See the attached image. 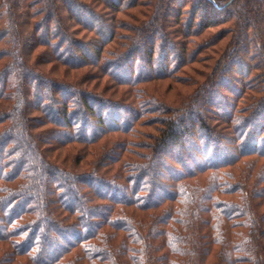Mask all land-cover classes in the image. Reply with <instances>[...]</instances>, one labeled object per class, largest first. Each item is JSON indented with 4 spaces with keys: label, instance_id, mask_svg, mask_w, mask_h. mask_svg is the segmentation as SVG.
<instances>
[{
    "label": "trees",
    "instance_id": "16d2710c",
    "mask_svg": "<svg viewBox=\"0 0 264 264\" xmlns=\"http://www.w3.org/2000/svg\"><path fill=\"white\" fill-rule=\"evenodd\" d=\"M0 264H264V0H0Z\"/></svg>",
    "mask_w": 264,
    "mask_h": 264
},
{
    "label": "rangeland",
    "instance_id": "374dc122",
    "mask_svg": "<svg viewBox=\"0 0 264 264\" xmlns=\"http://www.w3.org/2000/svg\"><path fill=\"white\" fill-rule=\"evenodd\" d=\"M163 88H165V86H164V84H161L160 89H163ZM177 88H178V85H174L173 89L170 91V94L167 96V98L171 97V95L173 94L172 93L173 90L175 91ZM185 91H187V90H185ZM145 130H146V128L143 129V131H145ZM135 140H140L141 141V140H143V136H139L137 139H133V141H135Z\"/></svg>",
    "mask_w": 264,
    "mask_h": 264
}]
</instances>
